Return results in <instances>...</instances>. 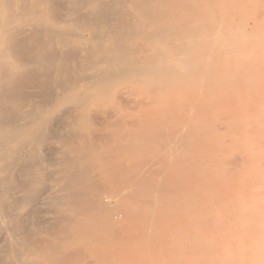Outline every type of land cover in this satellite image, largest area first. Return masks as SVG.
I'll return each instance as SVG.
<instances>
[{"label":"bare ground","instance_id":"bare-ground-1","mask_svg":"<svg viewBox=\"0 0 264 264\" xmlns=\"http://www.w3.org/2000/svg\"><path fill=\"white\" fill-rule=\"evenodd\" d=\"M241 2L0 0V235L10 230L18 235L10 264H63L72 257L74 264H156L167 260L162 250L177 259L170 255L171 244L186 257L189 250L196 264L201 249H214L211 239L198 236L202 225L210 226L211 235L232 236L220 240L224 255L231 243L243 247L251 219L264 218L261 186L243 194L252 169L259 175L254 165L261 169L264 162V131L255 123L264 115H250L254 106L239 97L247 88L238 85L239 78L247 79V66L234 62L249 36L245 24L234 30L228 21ZM247 72L254 75L251 82H260L258 73ZM122 83L139 88L141 98V91L146 93L139 110L125 111L113 102ZM262 83L256 84L260 93ZM28 89H37L38 101ZM218 98L223 106L214 103ZM94 103L105 108L97 123L91 116ZM61 119L70 124L61 122L55 132L63 145L53 155L57 169L50 171L43 145ZM243 127L241 136L258 147L256 155L245 154V141L233 133ZM236 148H245V155ZM236 183V211L221 220L224 204L216 200H227ZM209 200L216 204L205 205ZM195 204L201 212L194 211ZM41 206L54 208L60 232L47 231L52 239L33 245L29 238H42ZM28 212L33 215L26 221ZM182 221L195 230L194 239L188 236L193 244L185 239ZM260 224L254 226L264 231ZM253 243L252 259L262 264V246ZM202 251L204 259L208 254L205 261L216 262L213 252ZM248 255L240 254L237 264ZM164 260L161 264L173 263Z\"/></svg>","mask_w":264,"mask_h":264},{"label":"rangeland","instance_id":"rangeland-1","mask_svg":"<svg viewBox=\"0 0 264 264\" xmlns=\"http://www.w3.org/2000/svg\"><path fill=\"white\" fill-rule=\"evenodd\" d=\"M245 3L243 4V2H241V3H237L236 4V7H235V9L234 10H232L233 12H234V14H233V12L231 11L230 12V19H229V21H228V24H232V28L234 29V30H236V29H241L240 27H242L241 25H243V24H245V26L247 27L246 28V31L248 32V36L249 37H247V39H246V41L247 42H245V46H244V48H242V51L240 52V54H238V55H240L238 58H237V56H236V59L233 57V59H235V62L234 63H236V64H239L240 66H244V67H246L247 66V70H245L244 72L245 73H248L247 71H250L251 73L250 74H253L254 72H256V73H258L259 74V76H258V74H256L259 78H260V82L262 83V81H263V83H264V0H262L263 2H261V0H258V3L256 2V0H249V2L247 1V0H243ZM247 2V3H246ZM242 5H244V7L242 6ZM237 7H238V9H237ZM262 8V9H261ZM237 9V10H236ZM240 9H241V11H240ZM244 10H245V14L247 13L248 15H251V14H253V17L251 18L250 16H247L246 17V15L244 14V15H242V12H244ZM262 11V13H258V12H260V11ZM238 11H239V14H238ZM258 11V12H257ZM259 14V15H261V16H259V15H256V14ZM242 16H241V15ZM232 15H233V18H232ZM263 15V16H262ZM257 17H263L262 19H258ZM231 18H232V20H231ZM244 19V18H246L247 19V21L244 23V22H240V21H243L242 19ZM258 20L257 22H256V20ZM231 20V21H230ZM259 20H261V21H259ZM263 20V21H262ZM237 21V22H236ZM236 22V23H235ZM256 22V23H255ZM238 23V24H237ZM241 25H240V24ZM235 24H237V26H239L240 25V27L239 28H237V27H235L236 25ZM248 25V26H247ZM242 29H245V28H243L242 27ZM260 29V30H259ZM233 59L231 60L230 59V61H231V64H232V62H233ZM234 63H233V65H234ZM250 66V67H249ZM245 69V68H244ZM252 70H254V71H252ZM244 73V75H243V77H246L247 79H245L246 81H244V78H242L241 77V79H242V81L244 82V83H242V81H240L239 79H238V85H239V87H240V85L242 84V87L243 88H241L240 87V90H242V89H244L245 88V86H244V84H246V89L248 90H246V89H244V90H242V91H240L241 92V95H239V94H237L236 96H234V97H237L238 95H239V97H241L242 95L244 96V94H249L247 97L246 96H244V98H243V96L241 97L244 101H249V104L251 105V106H254V107H251L250 105H248L249 107H251V109H249V110H247V112L250 114V115H253V113H255V114H257V115H255L254 114V116H258V117H260L259 115H264V109H262L261 107H258L257 105L258 104H260L259 106H264V103H262V102H264L262 99H260V98H262L263 96L262 95H264L263 93H264V84L262 85V86H260V91L262 92L263 91V93H260L259 92V89L258 90H256L259 86H257L260 82H258V84H257V82H251L252 80H254V79H252L251 77H253V76H249V75H246ZM251 78V79H250ZM248 79H249V81H248ZM263 79V80H262ZM256 80H259V79H256ZM239 81H240V83H239ZM246 82H248V83H246ZM249 82H250V84H249ZM254 83H255V85H254ZM248 84V85H247ZM257 84V85H256ZM252 86V88H251V86ZM128 86H130V87H128ZM257 86V87H256ZM136 87H134V86H132V89H131V85H126V84H124V83H122L118 88H117V90L115 91V93H114V97L112 98V100H113V102H115V100H117L118 101V103L116 102V104H118V107H120V108H122V109H124L125 111H135V107H136V110H139L138 108H140V106L142 105H144V103L146 102V97H147V95H146V93H144L143 91H141L142 92V95H145V96H143V98L145 99V101H144V99L143 98H141L142 96H140L139 95V92H140V89L139 88H136ZM128 89V90H127ZM30 90V91H29ZM32 89H28V91L30 92V94H28V95H31V98H33L34 100H37L38 101V98L36 97L38 94H39V92H37V89L35 90V89H33V91H31ZM124 90V91H123ZM130 90V91H129ZM133 90V91H132ZM136 90H139V92L138 91H136ZM117 91H119V92H117ZM126 91V92H125ZM127 91H129V92H127ZM136 91V92H135ZM244 91V92H243ZM260 93V96H262V97H260V96H258L259 94H257V96L259 97V99H256L257 98V96H256V94L255 93ZM31 92H32V94H31ZM251 92H253L254 94V98L256 99V101H261L262 100V102H259L258 104H257V102H255V101H253V97L252 96H250L251 94ZM34 93V94H33ZM123 93V94H122ZM130 93V94H129ZM144 93V94H143ZM36 94V95H35ZM127 94V97L125 96ZM262 94V95H261ZM116 95V96H115ZM123 95V96H122ZM130 95V96H129ZM249 96H250V98H249ZM118 97V98H117ZM246 97V98H245ZM37 98V99H36ZM221 98V97H220ZM148 99V98H147ZM264 99V98H263ZM124 100V101H123ZM219 100V98L216 100L215 99V104H217V103H219L220 101H218ZM252 100V101H251ZM214 101V100H213ZM216 101H217V103H216ZM140 103H141V105H140ZM224 103V102H223ZM223 103H219V104H217V105H220V104H222V106L225 104H223ZM95 104V106L97 105L96 103H94ZM99 103H98V106H96L98 109L96 110V107L94 108V105L92 104L91 105V116H92V119L94 120V122H99V118H100V116L102 115V113H104L105 112V108L104 107H102V105H100V108H99ZM122 107H121V106ZM126 105V106H125ZM138 105H139V107H138ZM93 106V107H92ZM226 106V105H225ZM224 106V107H225ZM134 108V109H133ZM95 109V110H94ZM103 110V112H102V110ZM259 111V112H258ZM96 115V116H95ZM64 121V119H61V121L59 120L58 122H55L56 124H53L52 126H53V128H52V126H51V129H49V133H53L54 135L52 136V135H50V138L49 139H51V141L50 140H47V142L46 143H44V147H43V149H44V151H45V154H44V158L45 159H47V161H48V165L49 166H52V167H49V170L50 171H54V170H56L57 168V165H56V161H55V159L57 158V156H54L53 157V155H55V152L57 151V150H59L60 149V147L63 145L62 143V139H60V138H58V136H55L56 134H55V132L57 133V132H59V128H60V125L61 126H64L65 127V125H67L68 126V124H70V121H67V120H69V119H65V122L67 123H65V122H63ZM62 122V123H61ZM61 123V124H60ZM256 124H257V126H259V125H262L261 127H262V131H264V118H262V119H260V120H258L257 122H255ZM60 124V125H59ZM259 124V125H258ZM254 125V124H253ZM252 125V126H253ZM57 126H58V128H57ZM255 126V125H254ZM30 128V130H34V127L33 126H31V127H29ZM246 128H248L247 126H246ZM252 128V127H251ZM256 128V127H255ZM241 129H242V131H241ZM241 129H237V131L235 132H233L235 135H239V139L241 140V141H245V140H247V137L246 136H241L242 134H244V132H245V127H243V128H241ZM250 129V128H249ZM239 130V131H238ZM248 130V129H247ZM241 131V132H240ZM232 133V134H233ZM231 134V135H232ZM59 135V134H58ZM60 136V135H59ZM225 136H227V138L225 137ZM240 136L242 137V138H240ZM223 137L225 138V139H228V138H230L231 136H229V135H223ZM244 137V138H243ZM263 138H264V136H263ZM57 139V140H56ZM59 139L61 140V142L59 141ZM216 140V138H212V141H215ZM58 143H57V142ZM248 141V140H247ZM247 141H245L243 144H244V146H245V148L247 149V150H244L245 148H242V149H240L239 151H238V149L242 146L243 147V145H241L240 143H238L239 145H237L236 147L238 148H236V149H234L235 150V153H239L240 152V154L242 155V154H244L245 152V154H247V153H255L254 152V150H257L258 151V147H256L255 145V147L256 148H254V146H253V144H249V146L246 144V143H248ZM250 141H251V139H249V143H250ZM49 142V143H48ZM264 142V140H262V143H261V146L264 144L263 143ZM48 143V144H47ZM60 144V145H59ZM250 145L252 146V147H250ZM59 148V149H58ZM254 148V149H253ZM262 148H264V145H263V147ZM57 149V150H56ZM252 149V150H251ZM51 150H53V152L51 151ZM243 150H244V153H243ZM43 150H41V155H43V152H44ZM253 151V152H252ZM257 151H256V153H257ZM47 152H49V153H47ZM256 153H255V155H256ZM47 154V155H46ZM56 154H57V152H56ZM244 154V155H245ZM58 155V154H57ZM50 156V159L48 158V157ZM54 158V159H53ZM52 160H54V162L52 161ZM258 162V161H257ZM256 162V163H257ZM260 163H261V161H260ZM260 163H258V165L260 164ZM256 168V169H255ZM254 169H255V171H256V173L255 174H257V172H259V175L257 174V175H254V172H253V169H252V174H251V176L248 178V182L245 184V187H244V190H243V194H245V195H247L248 193H249V190L250 189H252L251 187H255V186H257V187H259V186H261V193H260V195H261V197L262 198H264V187H262L263 185H264V162H262V170L260 169V168H257L255 165H254ZM259 170V171H258ZM262 171V172H261ZM260 173H263V174H260ZM254 175V176H253ZM257 176H259L258 177V179H255V178H257ZM20 177V178H19ZM254 177V178H253ZM15 178H16V181L19 183V184H22L23 183V179H22V177H21V175L19 174L18 175V173L16 174V176H15ZM18 178V179H17ZM254 179V180H253ZM263 179V180H262ZM257 181V182H256ZM263 183V184H262ZM238 183H236V184H234V186H231V193L229 192V194L230 195H228V198H227V200L226 199H223V200H216V199H214V200H216L217 201V205H219V204H221V203H223L224 205V207H223V209L222 208H220L219 209V212H218V218H222L221 220H228V219H230L231 217H232V215H233V212L235 213V209H234V207H235V204H234V200H232V199H235V198H237V196H238V191H237V187H238V185H237ZM255 184V185H254ZM237 185V186H236ZM249 186V187H248ZM236 189H234V188ZM234 190H235V194H234ZM237 191V192H236ZM247 192V193H246ZM14 196L13 197H17V195L15 196V194H13ZM234 195V196H233ZM235 197V198H234ZM229 198L231 199V200H229ZM214 200H212V201H207L206 203H205V205L207 204V203H213L214 204V202H215V204H216V201H214ZM230 201V202H229ZM232 201V202H231ZM209 203V204H210ZM232 203H233V205H234V207L232 206ZM196 204H198L197 202H196ZM195 204V208H194V211H200L201 212V208L199 207V206H197ZM227 205V206H226ZM254 205H256V204H254ZM257 206V205H256ZM255 206V207H256ZM47 207H48V209H47ZM231 207V208H230ZM253 207V204H251V208ZM254 207V208H255ZM43 208V209H42ZM39 209H41V211H39ZM39 209H38V212L40 213L39 214V224H40V228L41 229H43L42 230V232L43 231H45V234H42V232L39 230V235L42 237V238H39L38 236H36V237H38L37 239H34V237H33V239H31V238H29L30 239V243H31V241L33 242V245H35V244H37V242H36V240L38 241V242H40V241H42V240H51L52 239V236L53 235H56L57 233H58V231L60 232V229L58 228V227H60V226H58L57 225V223L55 222L56 221V217H57V215L55 214V210H54V208L52 207H49V206H41V207H39ZM45 209V211H43ZM50 209V210H49ZM237 209H240V207L238 208L237 207ZM6 210V209H5ZM46 210H48V211H46ZM6 212L8 213L7 215H9V213H11V210L10 209H8L7 208V210L5 211V214H6ZM230 213V214H229ZM29 214H30V216H29ZM46 214V215H45ZM25 215H27V214H25ZM25 215H23V217L25 216ZM33 215V214H32ZM31 213H29L28 212V216L27 217H24L25 219L24 220H28V217L30 218L31 216ZM226 215H230L229 217L228 216H226ZM56 216V217H55ZM185 218V217H184ZM259 219V218H258ZM23 220V219H22ZM54 220V221H53ZM185 221H186V219H184ZM252 220V224H256L257 226L260 224V223H262V227H263V225H264V218H260L259 219V221L257 220V218L255 219V218H252L251 219ZM26 221H24V222H26ZM185 221H182L183 222V224L184 225H182V231H184L185 230V232H183V234H185L184 236H185V239L187 240L188 239V243H191V244H193V239H194V234H195V230L193 231V232H191V230L192 229H190L189 227H187L186 225H185ZM45 222V223H44ZM187 222V221H186ZM51 224V225H50ZM44 225V226H43ZM57 225V226H56ZM254 225H252V227L253 228H256ZM205 226V227H204ZM48 227L50 228V230L48 229ZM185 227V228H184ZM210 226L209 225H207V227H206V225H202V226H200L199 227V231L201 232H199L200 234L198 235L199 237H201L200 239L202 240V239H211L212 241H213V244H214V249H213V247H210V248H208V247H206L208 250H206V249H201V251L202 250H204V251H202V253L203 252H205V254L204 255H206L207 253H210V251L211 252H213V253H216V255L215 254H211V256H212V261H216V262H211V260H210V262L208 261L209 260V258H208V262L210 263V264H225L224 262H229V263H226V264H237L238 263V261L239 260H237V259H239L238 258V256L240 255V254H242L243 252H246V251H249V255L248 256H246L245 257V259H244V261L242 262L243 264H250V263H253V264H258V263H260L259 262V260L258 259H256V258H253L252 259V257L253 256H256V255H253V252H255L256 253V251H255V249H253V248H255V245H253V247H252V242H254L253 244H257V246L260 248L261 246V248H262V260H264L263 258H264V233H262V232H264V231H260V230H258L257 228V230H253V228H251V229H248V231H247V234H248V232L249 231H251L250 232V234H248V236H247V238L245 239V241L244 242H242V246L243 247H241L240 245V247L237 245L236 246V244H234V243H231V248L229 249V252H228V254H227V256H226V254L224 255V250H222V248L224 249V245H223V243H221L222 241H226L227 242V239L229 238L228 236H226V235H211L210 234V232H209V228ZM201 228V229H200ZM54 229H56V231H57V233H55L56 231L54 230ZM57 229H59V230H57ZM201 230H203V232L204 233H202V231ZM208 230V231H207ZM253 230V231H252ZM47 231L49 232V233H51L52 231H53V233H52V236L49 234V235H47ZM10 232H11V234H10ZM10 232L8 231V233H2L3 234V236H2V234L0 235V264H4V263H6V262H8L9 260H11V254L14 252V251H16L17 249H15V248H17L15 245H16V241L18 240V235H17V233H13V231H11L10 230ZM259 233H261V234H259ZM10 234V235H9ZM15 234V235H14ZM191 234H193V236H192V238L193 239H190L191 237ZM208 237H207V236ZM209 235H211L210 237H209ZM14 236H16V238L14 237ZM188 236L190 237V238H188ZM257 238H256V237ZM260 236H262V237H260ZM35 237V238H36ZM203 237V238H202ZM231 235H230V238L229 239H231ZM43 238H45V239H43ZM255 238V239H254ZM263 238V239H262ZM14 239V240H13ZM16 239V240H15ZM40 241H39V240ZM251 239V240H250ZM216 240H217V242H216ZM220 240H221V242H220ZM192 241V242H191ZM229 241V240H228ZM261 241H262V243H261ZM216 242V243H215ZM225 242V243H226ZM250 243V244H249ZM13 244H15V245H12ZM194 244H196L197 245V242H195ZM234 244V245H233ZM219 245H220V247H219ZM223 245V246H222ZM175 248H174V247ZM172 246V244L170 245V255H178L177 256V259L175 260V258L173 257V256H171L172 257V259H170L169 257H168V255L167 254H164V252H163V250L162 251H160L159 253H161V255H164L165 256V258L167 259L166 261L164 260V259H162L161 260V262H159V263H157L156 262V264H161L162 263V261L164 260V262L166 263V262H172V260H173V263H170V264H190V262L192 261L191 259H189V255H191L190 254V251L188 250V253H189V257L187 256H184V251L183 250H181V248H178V247H176L177 245H173ZM216 246V247H215ZM251 248H250V247ZM217 247H219V248H217ZM237 247V248H236ZM246 249H248V250H246ZM258 247H256L257 249H259ZM11 248H12V250H11ZM178 248V249H177ZM260 248V249H261ZM172 249V250H171ZM252 249V250H251ZM9 250V251H8ZM148 250L149 249H147L146 250V253L148 254V257L150 258L151 256H152V252L153 251H149L148 252ZM181 250V251H180ZM215 250V251H214ZM223 252H222V251ZM165 251V250H164ZM176 251H178V252H176ZM201 251H199V252H201ZM11 252V253H10ZM198 252V257H199V259H200V262H199V259H198V257H197V260L198 261H196V264H206L207 263V261H205L206 259H207V256H208V254H207V256H206V259H204L205 257L204 256H202V254H201V256H200V253ZM242 252V253H241ZM180 253H183L182 254V256H184V257H182L181 255H180ZM254 253V254H255ZM218 254V255H217ZM5 256V257H4ZM144 256H146V258H147V260H149V258L147 257V255L146 254H144ZM160 256V255H159ZM228 256H229V258L230 259H232V260H230V261H227L226 260V257L228 258ZM163 257V256H162ZM168 257V258H167ZM191 257H193V256H191ZM204 257V258H203ZM223 257V258H222ZM249 257V258H248ZM146 258H143V259H146ZM151 259V258H150ZM168 259H170V260H168ZM189 259V260H188ZM193 259V258H192ZM218 259V260H217ZM73 260H74V258L72 257L71 258V261L73 262ZM191 260V261H190ZM224 260V261H223ZM2 261V262H1ZM4 261V262H3ZM70 260H64V261H62V262H64L63 264H74V262L72 263H70L69 262ZM249 261V262H248ZM252 261V262H251ZM255 261V262H254ZM84 262V261H83ZM186 262V263H185ZM9 264H10V262H8ZM85 263L86 264H89L87 261H85ZM84 263V264H85ZM144 263V261L143 262H141V263H138V264H143ZM145 263H147V264H151L150 263V261L148 262H145ZM7 264V263H6ZM60 264H62L61 263V261H60ZM120 264H122V263H120ZM152 264H154V263H152ZM167 264V263H166ZM169 264V263H168ZM191 264H192V262H191ZM193 264H195V262H193ZM262 264H264V263H262Z\"/></svg>","mask_w":264,"mask_h":264}]
</instances>
